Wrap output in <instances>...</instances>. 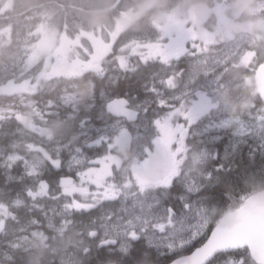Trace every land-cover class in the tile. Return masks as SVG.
I'll return each mask as SVG.
<instances>
[{"label":"snow or ice","instance_id":"obj_1","mask_svg":"<svg viewBox=\"0 0 264 264\" xmlns=\"http://www.w3.org/2000/svg\"><path fill=\"white\" fill-rule=\"evenodd\" d=\"M98 3L0 22V264H264V34L228 0L213 28L155 0L85 22Z\"/></svg>","mask_w":264,"mask_h":264},{"label":"rangeland","instance_id":"obj_2","mask_svg":"<svg viewBox=\"0 0 264 264\" xmlns=\"http://www.w3.org/2000/svg\"><path fill=\"white\" fill-rule=\"evenodd\" d=\"M177 2L169 1L168 3H157V0H155L156 6L158 10H166L170 4L176 5V10L180 15H187V8L193 0H176ZM196 2V1H195ZM212 2V0H209V4ZM8 8L4 9L3 11L12 10V3H14L13 0H9L8 2ZM259 3V0H228L229 5V18H230V27L231 30L236 33H242L247 32L249 38H252L253 36H256L258 34H264V18H261L258 15V9L257 5ZM5 15V13L1 14ZM249 16H257L256 19L253 20H246L242 18H248ZM13 19H20L23 18H17L14 17ZM215 17L211 13V18L209 20V24L207 26H201V27H208L213 28L215 27ZM135 23V22H134ZM245 91L248 92L249 95H251V88L246 89ZM248 95V96H249ZM229 110H232V106H229Z\"/></svg>","mask_w":264,"mask_h":264},{"label":"trees","instance_id":"obj_3","mask_svg":"<svg viewBox=\"0 0 264 264\" xmlns=\"http://www.w3.org/2000/svg\"><path fill=\"white\" fill-rule=\"evenodd\" d=\"M18 1H20V0H14L13 10H11L8 15L7 14L0 15V22H7L5 19L7 17H12V18L17 17L18 18L19 14H17L18 12H16V7H17ZM169 1L177 2L176 0H157V3L162 4V3H168ZM195 1H202V2H205L209 5V0H193L192 2H195ZM29 2H30V0L26 1V3L23 5V7H25ZM131 2L135 5H140L142 3V0H131ZM111 3H112V0H99L98 8L101 9L102 11H100L98 13H91V14L90 13H84V14H82V19L85 22H101V21L107 19ZM256 18H257V16L256 17L255 16H249L248 18H242L241 20H243V19L253 20ZM208 24H209V21L205 24V26H207ZM132 26H136V23H133ZM233 95L239 97V99L237 101V106L239 105L240 102L243 101V99L250 98V95L245 90H241L239 93L234 92ZM245 187L249 190L248 195L251 196L252 194H254L256 192L264 190V183L253 182V181L249 180L246 182ZM73 239H75V237H73ZM54 247L56 249H59L60 247H63V245L57 244V245H54ZM46 252L49 253L52 251L47 250ZM50 258H53V254L50 255ZM46 260H47V262H49L48 258Z\"/></svg>","mask_w":264,"mask_h":264},{"label":"water","instance_id":"obj_4","mask_svg":"<svg viewBox=\"0 0 264 264\" xmlns=\"http://www.w3.org/2000/svg\"><path fill=\"white\" fill-rule=\"evenodd\" d=\"M187 15L194 17H202V23L200 26L208 22L211 17V12L208 11V4L205 2H194L187 8ZM249 198L258 206L264 207V190L256 192L249 196Z\"/></svg>","mask_w":264,"mask_h":264},{"label":"bare ground","instance_id":"obj_5","mask_svg":"<svg viewBox=\"0 0 264 264\" xmlns=\"http://www.w3.org/2000/svg\"><path fill=\"white\" fill-rule=\"evenodd\" d=\"M26 1H28V0H20V1H18V3H17V7H16V12H18L17 14H19L18 15V18H20L21 16H20V13L22 12V10L24 9V7H23V5L26 3ZM245 99H243V101H244ZM38 250H41V254H42V256L44 257V264H49V262H47V258L49 259V261L50 260H52L53 258H50V255L51 254H53V252H49V253H47L46 251L48 250V251H51L50 249H38ZM37 250V251H38ZM63 251V247H60L59 249H57V255L59 254V253H61ZM48 255V256H47Z\"/></svg>","mask_w":264,"mask_h":264},{"label":"flooded vegetation","instance_id":"obj_6","mask_svg":"<svg viewBox=\"0 0 264 264\" xmlns=\"http://www.w3.org/2000/svg\"><path fill=\"white\" fill-rule=\"evenodd\" d=\"M8 2H9V0H8ZM13 5H14V3H12V10H13ZM10 11H11V9L10 10H7V11L0 10V15L3 14V13H5V14L8 15L10 13ZM30 264H44V257L41 254V250L35 251L31 255V257H30Z\"/></svg>","mask_w":264,"mask_h":264}]
</instances>
